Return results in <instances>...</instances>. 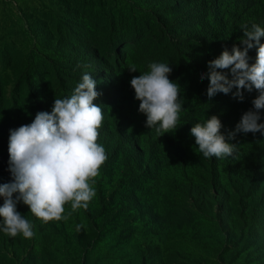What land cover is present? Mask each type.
Returning <instances> with one entry per match:
<instances>
[{"label":"trees","instance_id":"obj_1","mask_svg":"<svg viewBox=\"0 0 264 264\" xmlns=\"http://www.w3.org/2000/svg\"><path fill=\"white\" fill-rule=\"evenodd\" d=\"M164 2L168 6L160 7L154 16L157 21L156 29L162 37L160 42L145 43L146 35L142 32L148 23L132 19L133 24L128 33L123 30L122 33L126 34L120 36L115 35L112 30L108 40L111 45V53L108 57L104 58L100 54L103 48L100 38L87 36L88 40L93 41V45L86 46L83 42L76 51V58L63 60V65L68 71L71 69V73L64 71L61 76L62 98L69 97L73 93L85 72L93 75L97 81L96 89L101 93L95 101L101 106L104 114L98 142L104 146L108 157L95 179V184L103 187L104 210L106 209V214L97 224L99 228H103L101 236L107 233L121 235L127 228V220H129L125 212H119L121 205L128 203L133 205L131 208L140 212V206L145 208L146 204L143 194L145 195L147 190L158 189L163 181H167L166 199L172 198L174 203L176 200L183 202L180 206L181 213L173 219V224L176 225L172 226L176 227V230L185 232L202 231V217L199 216L201 213L196 214L194 210L188 208L187 202L190 197L188 194H191L192 198L198 197L210 201L211 198H218V193L226 191L230 181L241 177L244 178L242 188L249 194L251 206L248 207V211L252 207L260 211L261 214L257 219L262 222L264 228V133H238L235 136L236 143L232 138L230 140V143L238 145L236 149L239 151L238 155L234 152L230 157L205 158L198 152L195 137L190 132L196 123H203L215 114L223 123L222 133L229 134L235 130L242 115L253 108L252 101L259 95L256 90L251 93L245 90L242 105L237 102L239 98L234 97L231 92L218 93L209 99L207 96L209 82L207 79L201 80V72L194 65L196 54L192 42L203 34L223 37L226 30H229L239 42L244 35L242 25L247 24L249 28L252 24L264 26V23H259L258 14L263 4L260 0L257 3L249 0H164ZM246 18L250 19L246 20ZM106 19L102 25L109 29L114 25L113 17L109 16ZM219 39H205V42L198 40L197 47L200 48L202 45L211 51L220 49L222 53L226 47ZM261 42L264 43V38H261ZM239 45L241 48L244 47L242 43ZM131 46L135 47L133 51L128 48ZM145 46L149 48L151 55L148 56L149 58L144 57L145 54L142 52ZM256 55V48L249 50L250 63L255 62ZM152 62L170 64L173 68L170 79L180 85L182 102L177 130L160 137L154 127L145 126L147 117L138 111L140 101L135 99V91L130 84L133 76L149 71L148 65ZM130 64L137 66L138 70L135 73L129 71ZM130 74L131 78H129ZM71 85L73 87L69 90ZM235 91L236 89L233 88L232 92ZM52 93L47 92L41 96L35 93L33 97L37 105L17 108L11 105L6 99L5 91L0 89V110L3 111L0 113V184L12 180L8 171L10 129L31 123L38 111L51 112L54 100L57 98L52 97ZM232 100L233 103H230ZM221 106L225 107L221 108ZM260 112V123H264V109ZM239 142H243L244 145ZM242 153L246 156L243 157ZM250 155L254 157V163L246 170L247 172L249 170L248 174L251 171L248 177V174L243 175L240 167L243 166L242 160L249 158ZM225 176L227 177L222 179ZM250 191L253 195H250ZM230 200L229 196L225 198V204ZM256 201L258 205L255 204ZM3 202V197H0V206ZM17 207L34 227L41 225L40 227L45 229V224L29 211L28 206L20 203ZM209 211L221 234H224V216L219 210ZM148 222H154L160 229L162 228L157 213L149 216ZM145 225L149 226L147 223ZM48 229L54 232L56 228L51 226V228L47 227ZM84 234L86 231L83 227L80 231L75 230L73 236L79 242ZM24 239L26 238L23 237L22 240ZM228 239L230 240V235ZM1 240L0 231V264H17L12 252L1 250ZM65 241L67 243V240ZM229 245L228 242L224 243L223 253H227ZM157 246L160 247L159 244ZM57 248L61 249V246L57 245ZM142 248L140 252L142 261L146 262V252H144L146 248Z\"/></svg>","mask_w":264,"mask_h":264},{"label":"rangeland","instance_id":"obj_2","mask_svg":"<svg viewBox=\"0 0 264 264\" xmlns=\"http://www.w3.org/2000/svg\"><path fill=\"white\" fill-rule=\"evenodd\" d=\"M249 1L257 3L258 0ZM260 1L263 6L258 12L259 23H264V0ZM162 6L168 4L164 0H0V89L5 91L11 105L17 108L37 105L33 97L35 93L41 96L53 92L52 97L62 98L61 76L64 71L71 73V69L68 71L63 65V60L76 58V51L83 42L86 46L93 45L87 36L100 38L103 46L100 54L105 58L111 53L108 40L112 30L115 35L122 36L129 32L132 19H138L141 23H148L142 32L146 35L145 43H158L162 37L156 29L154 16ZM109 16L113 17L114 25L108 29L102 24ZM123 30L126 33H122ZM225 32L223 37L203 34L192 42L196 54L194 65L201 74L208 72V62L220 56L221 52L220 49L208 50L202 45L197 47L198 40L205 42V39L220 38L229 51L234 44H241L229 30ZM128 48L133 51L135 47ZM150 48L153 49L152 46ZM148 49L146 46L142 48L146 58L151 56ZM205 79L209 82L208 78ZM237 102L244 104V101ZM0 113L3 111L0 110ZM225 136L230 142L229 134ZM232 140L236 143L235 138ZM239 144L244 145L243 142ZM235 152L238 155L239 151ZM242 156L246 155L242 153ZM242 161L240 169L246 176L254 157L250 155ZM250 175L251 171L248 177ZM242 179L230 181L228 189L210 201L192 198L188 194V208L196 214L201 213L202 231L185 232L172 226L176 225L173 219L181 213L183 202L176 200L174 203L172 198L166 199L167 181H163L158 189L147 190L143 194L146 204L145 208L140 206V212L128 203L121 205L119 212H125L129 219L121 235L107 233L102 237L103 228L97 224L106 214V209L103 187L95 184L96 196L87 210H78L67 222H42L45 229L41 225L35 226V235L31 239L22 240V235L11 237L1 231V250L12 252L17 264H264V228L257 219L261 213L256 207L248 211L251 206L249 194L242 188ZM249 193L253 195L252 191ZM228 196L231 200L225 204L224 199ZM255 204L258 205V201ZM66 208L71 210L70 205ZM210 209L219 210L224 216V234L214 222ZM156 213L161 229L158 224L148 222V217ZM78 224H83L86 231L79 242L73 236ZM51 226L56 228L54 232L47 230ZM225 242L230 244L226 254L223 253ZM141 248H146V262L142 261Z\"/></svg>","mask_w":264,"mask_h":264},{"label":"clouds","instance_id":"obj_3","mask_svg":"<svg viewBox=\"0 0 264 264\" xmlns=\"http://www.w3.org/2000/svg\"><path fill=\"white\" fill-rule=\"evenodd\" d=\"M243 37L227 48L217 58L208 62L209 99L218 93L245 99V90H256L253 108L246 111L235 130L229 133H264L260 123L264 109V26L247 24L241 26ZM257 49L254 63H250L249 50ZM149 71L133 76L130 84L135 99L140 101L138 111L146 115V127L155 128L159 137L174 133L182 111L180 85L170 79L173 68L168 63L152 62ZM135 73V64L128 67ZM228 70V71H225ZM230 72V75H229ZM97 81L85 72L69 97L55 98L51 112L38 111L31 123L10 129L8 171L12 180L0 184V231L26 239L34 237V225L18 210V204L28 206L29 211L43 223L65 221L80 209L87 210L96 196L95 179L107 161V153L98 142L104 114L95 101L101 95L96 89ZM233 88L236 89L232 92ZM223 123L218 115H211L203 123L191 129L198 152L205 158H225L234 154L236 144L228 141L222 133ZM71 210L67 211L66 206ZM84 227L76 226L77 231Z\"/></svg>","mask_w":264,"mask_h":264}]
</instances>
